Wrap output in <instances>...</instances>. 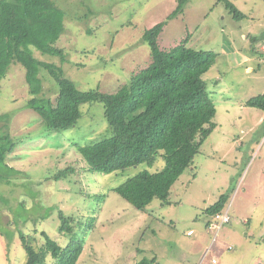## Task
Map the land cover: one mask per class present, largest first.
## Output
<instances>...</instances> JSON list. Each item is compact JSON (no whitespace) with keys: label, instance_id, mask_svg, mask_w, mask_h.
I'll list each match as a JSON object with an SVG mask.
<instances>
[{"label":"rangeland","instance_id":"rangeland-1","mask_svg":"<svg viewBox=\"0 0 264 264\" xmlns=\"http://www.w3.org/2000/svg\"><path fill=\"white\" fill-rule=\"evenodd\" d=\"M52 1L64 13L56 55L32 49L33 56L77 89L107 94L151 62L143 32L176 7L175 0ZM228 1L243 18L233 19L217 0H187L158 37L164 51L188 36L187 47L216 54L202 77L216 127L172 186L167 206L154 200L139 212L112 191L139 172L161 171V156L152 166L89 173L76 146L109 135L103 105L85 103L72 128L51 130L25 108L31 96L24 68L9 66L0 83V115L11 116L0 123V135L7 132L15 144L5 159L15 172L0 169L6 177L0 181V264H25L19 232L35 238L36 248L42 231L60 246L75 238L58 232L59 212L83 226L76 230L84 240L76 264H136L143 258H155V264H264V112L245 105L264 95V0ZM40 79V96L55 101L56 83L45 71ZM69 167L73 174L53 179ZM224 193L230 222L213 241L205 210Z\"/></svg>","mask_w":264,"mask_h":264},{"label":"trees","instance_id":"trees-1","mask_svg":"<svg viewBox=\"0 0 264 264\" xmlns=\"http://www.w3.org/2000/svg\"><path fill=\"white\" fill-rule=\"evenodd\" d=\"M175 2L176 7L166 21L143 32L141 42L149 47L151 62L114 94H107L98 89H77L73 82L33 56L32 49L42 55H56L55 43L64 30V13L54 1L0 0V83L11 64H20L25 70L24 80L31 96L25 108L35 112L51 130L72 128L81 117L80 107L85 103L103 105L109 135L97 142L76 146L89 173L113 174L141 164L152 166L157 157L163 158L161 171L139 172L112 190L139 212H144L154 200L161 206L170 204L172 186L193 166L194 157L216 127L213 123L215 107L202 78L214 65L216 54L187 47L188 36L168 51L158 44L163 28L169 20L183 13L187 0ZM217 2L224 4L233 19L244 17L228 0ZM42 71L56 83L55 101L40 96ZM245 105L264 112V95L249 99ZM10 116L11 113L0 115V123L7 122ZM14 148L7 132H2L0 169L11 174L15 171L5 164V159ZM73 172L72 168H66L53 179H66ZM4 178V173L0 174V181H5ZM228 197L227 193L220 195L205 214L220 213ZM58 220L60 234L76 237L60 246L42 231L43 243L36 248L35 238L19 232L25 264L77 263L84 240L78 237L76 230L81 231L83 226L62 212L58 213ZM155 261V258H143L136 264H155Z\"/></svg>","mask_w":264,"mask_h":264},{"label":"built area","instance_id":"built-area-1","mask_svg":"<svg viewBox=\"0 0 264 264\" xmlns=\"http://www.w3.org/2000/svg\"><path fill=\"white\" fill-rule=\"evenodd\" d=\"M230 222V216L228 210L225 208L215 215L208 216V221L206 223L207 227L213 234V241L218 235L219 231ZM188 236H192V232L188 233ZM215 260H212V264H215Z\"/></svg>","mask_w":264,"mask_h":264}]
</instances>
